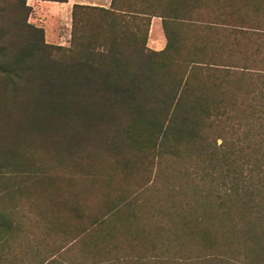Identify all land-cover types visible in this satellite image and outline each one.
<instances>
[{
  "label": "trees",
  "instance_id": "1",
  "mask_svg": "<svg viewBox=\"0 0 264 264\" xmlns=\"http://www.w3.org/2000/svg\"><path fill=\"white\" fill-rule=\"evenodd\" d=\"M184 9L188 42L168 38L156 52L147 47L152 14L138 0L74 6L68 48L48 44L44 29L28 23L27 0L0 7L17 15L12 25L24 33L10 40L0 21L1 250L26 233L24 205L45 182L36 147L68 168L98 146L152 155L165 175L170 162L178 165L177 248L157 251L149 240L134 253L133 242H108L101 253L86 244L82 259L67 260L77 240L96 231L112 237L107 222L118 213L111 205L90 227L65 234L71 246L17 264H264V0H192ZM244 28L256 33L252 54L242 49Z\"/></svg>",
  "mask_w": 264,
  "mask_h": 264
},
{
  "label": "rangeland",
  "instance_id": "2",
  "mask_svg": "<svg viewBox=\"0 0 264 264\" xmlns=\"http://www.w3.org/2000/svg\"><path fill=\"white\" fill-rule=\"evenodd\" d=\"M10 1L0 0V7H5L9 11ZM241 8L244 14L243 2ZM0 16L10 40H17L23 36L22 29L12 25L17 18L14 12H3ZM30 16L28 23L39 27L30 22ZM82 19L83 17L78 18V23ZM72 26L65 28L68 30L66 43L64 40L59 41L64 45L47 42L45 38L46 42L55 46L70 47ZM243 30L246 34H241L240 37L242 49L252 54L256 48L255 30L251 28ZM61 34L64 35L63 32ZM1 87L0 80V90ZM41 148L36 147L32 150V158L45 169L46 177H38L43 178L41 180L45 182L33 187V193L39 194L32 200L33 204L24 205L25 217L22 220V227L26 233L20 234L18 240H8L5 251L0 249V264H17L19 258L26 262H38L47 258L52 248L71 246V240L66 238L65 234L78 233L83 227H90L94 219H101L111 208L113 210L111 205H114L118 213V217L107 222L112 237L101 239L100 232L96 231L95 237L86 238L83 243L77 240L74 242L75 248L66 256L67 260L82 259V251L86 249V244H94L101 253L108 242L122 243V247H128L130 242H133L134 253L143 252L149 240L155 241L157 251L165 250L169 245L172 250L178 247L179 242L173 239L175 237L173 232L176 230L174 218L171 219V214L177 212L180 198L177 196L178 192L173 190L178 187L175 178L177 164L170 162V174L165 175L159 171L157 159L152 155L127 149L123 150L121 155H115L108 149L98 146L91 150L76 168H68L56 162L52 150ZM36 178L32 177L31 180H39ZM175 201L177 205L174 206ZM76 213L80 217H77ZM130 213H135L136 216L133 217ZM39 214L44 217H40ZM51 226L60 228V233L49 232L48 228ZM20 245L28 248L30 254L19 256L16 248Z\"/></svg>",
  "mask_w": 264,
  "mask_h": 264
},
{
  "label": "crops",
  "instance_id": "3",
  "mask_svg": "<svg viewBox=\"0 0 264 264\" xmlns=\"http://www.w3.org/2000/svg\"><path fill=\"white\" fill-rule=\"evenodd\" d=\"M113 0H68L67 2L27 0V5L32 8L30 22L37 24L44 29L47 42L64 45L59 41H65V28L73 25L74 6H91L110 9ZM122 1V2H121ZM192 0H138V3L151 15V23L147 38V47L153 51L160 52L166 49L169 39L171 43L178 40L187 43L182 30L190 31L186 26L189 20L183 19L178 13L180 10L188 8V3ZM118 5L125 6L128 0H117ZM64 33V35L61 34ZM168 34V36H167ZM180 38L177 39V36ZM176 40V41H175Z\"/></svg>",
  "mask_w": 264,
  "mask_h": 264
}]
</instances>
